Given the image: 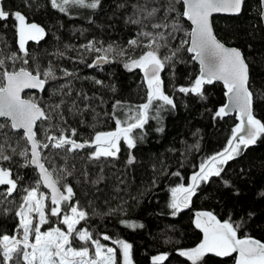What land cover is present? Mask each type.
<instances>
[{
  "label": "trees",
  "instance_id": "obj_1",
  "mask_svg": "<svg viewBox=\"0 0 264 264\" xmlns=\"http://www.w3.org/2000/svg\"><path fill=\"white\" fill-rule=\"evenodd\" d=\"M85 1L92 2V0ZM133 5H147L149 9L158 6L157 0H100L97 8L78 17L53 8L51 0L1 1V6L6 11L10 13L19 11L25 15L29 23L39 24L45 29V37L39 43L29 41L27 47L30 53L36 55L42 68L47 67L51 62L59 77L46 85V91L27 93L24 98L35 97L41 101L42 107L59 103L64 99L66 103L62 111L67 124L62 126L76 128L79 140L91 138L95 131L115 129V121L105 113L112 112V106L117 100L126 106H135L144 102L147 86L139 69L132 71L125 69L120 57H116L103 67L91 69L87 64H91L96 56L102 53H90L83 47L89 42H95L98 48H107L110 44L114 48H127L128 41L136 38L140 30V25L128 22V18L133 16L135 11ZM260 13L259 0H245L240 15L215 17L212 19V25L218 40L242 52L249 68L253 113L257 119L264 122V30ZM160 18L158 14L156 20L144 21V23L150 25ZM15 23L12 17L0 21V49L3 50L4 55L18 52ZM168 23H171V18ZM180 23L190 31L186 19H181ZM147 30L152 29L149 27ZM177 36L184 38L182 33H178ZM136 51L138 52L139 49ZM166 51L162 50V54ZM57 53L64 55L58 56ZM81 59L85 62H80ZM16 66L19 67L20 64L17 63ZM61 69H67L74 75L63 77ZM198 74L199 68L191 59V55L187 52L180 53L174 65L166 66L161 72L164 91L173 99L175 107L167 106V110L161 112L160 121L149 119L142 131L137 130V136L142 135L143 138L137 139L135 148L128 149L126 143L121 141L117 158H101L99 161L89 162L81 158L86 157L91 151L85 149L75 153V159L69 160V166L75 165V172L73 176L68 177L67 183L80 192L85 191V188L92 190L94 186L104 184L129 191L135 184L145 180L141 188L143 191L140 196L141 212L137 214L128 211L114 214L107 221L112 229L132 237L131 242L123 237L105 241L94 226L86 222H81L79 225L92 231L94 238L100 239L102 244L116 249L117 264H122V256L119 246L113 244L112 240H124L132 245V264H152V257L162 253L168 254L163 264H191L185 257L179 255L178 250L195 247L202 240L203 233L194 224L195 213L200 211L213 212L221 221L231 218L235 223H242L239 235H250L264 242V195H262L264 194V136L247 148L242 146L240 154L223 165L219 177L213 176L207 182H201L187 208L173 215V210L169 207L172 199L171 189L180 184L187 186L191 175L198 170L202 160L223 152L228 146L232 129L239 123L235 113L214 119L215 112L226 104V90L221 84H205L203 97L176 90L179 86L190 87ZM95 80L102 83L97 84ZM65 84L68 87L64 88V93L70 90V96L52 94L54 89ZM73 102L81 110L82 115L79 113L73 115L68 111ZM86 105L87 110H85ZM124 111L125 109H121L117 113L121 119L124 118ZM95 113H99V116L94 120ZM150 115H155V111L153 110ZM0 123L7 122L3 119ZM92 125L95 127L93 128ZM46 126L47 122H44L38 129V138L41 140L44 139L43 130ZM159 128H163V131H158ZM3 131L8 132L11 137L9 143L15 147L19 136L8 128ZM52 133L59 135L56 129H52L49 134ZM3 143L4 137L0 135V144ZM20 144L24 146V141L21 140ZM4 147L6 154H11L8 144H4ZM50 151L59 150L45 149L43 155L47 156ZM130 154L135 157L132 164H128ZM22 163L23 159L19 156H13L10 162H0L2 166L12 170L13 178L22 177L18 180L19 189L34 186L38 179L36 170L32 167L22 168L19 166ZM56 163L59 165L62 161L57 158ZM85 170L89 174V182H85L81 175ZM177 172L179 176L173 175ZM101 175L103 179L98 184L91 182ZM155 179L159 184L150 188L151 181ZM225 181L228 182L227 185ZM5 188L6 186H0V192ZM40 190L47 193L42 186ZM147 190L149 191L144 193ZM74 192V200H77L78 194ZM23 194L18 190L7 200L0 196L2 201L0 202V235L15 234L18 225L15 210ZM48 203L50 204V201ZM3 209H11V211L4 214ZM121 221L142 224L143 227L130 228ZM57 224V218L52 217L50 223L44 225L41 230H47ZM177 227L183 229L182 231L180 229V234L173 235L168 232V229ZM154 244H157L158 248L152 250L150 247ZM75 246H79L78 241L75 242ZM142 250L144 254H141ZM203 264H234V260L232 257L208 254Z\"/></svg>",
  "mask_w": 264,
  "mask_h": 264
},
{
  "label": "snow or ice",
  "instance_id": "obj_2",
  "mask_svg": "<svg viewBox=\"0 0 264 264\" xmlns=\"http://www.w3.org/2000/svg\"><path fill=\"white\" fill-rule=\"evenodd\" d=\"M244 3L245 0H157L158 6L150 9L147 5H133L135 11L128 22L140 25V30L136 38L128 41L127 48H114L111 44L107 48H98L95 42L84 45L90 53H102L91 64H87L88 67H97L120 57L125 69H139L143 73L147 92L144 102L139 105L126 106L117 100L112 106V112L105 113L115 121V129L95 131L91 138L83 140L77 139L76 128L62 126L67 124L62 111L66 103L64 99L42 107L41 101L35 97L22 96L25 90L46 91V85L59 77L51 62L42 68L36 55L30 53L27 47L29 41L39 43L46 35L45 29L39 24L29 23L21 12L10 13L0 6V21L14 18L18 36V52L4 55L0 49V118L7 122L0 123V135L4 137V143L0 144V162H10L13 156H19L23 159L20 167H32L38 172L34 186L19 189L18 180L22 177L13 178L12 170L0 164V186H6L0 196L7 200L18 190L24 193L15 210V217L18 218L15 234L0 235V264H117L116 249L94 238L87 227H78L82 221L89 219V213L80 207L79 201L74 200L73 186L67 183L68 177L75 172V165L69 166V160L75 159L74 154L85 149L91 151L81 158L89 162L101 158H117L121 141L126 143L128 149L135 148L137 139L143 138L142 135L137 136V130L142 131L149 119L160 121L161 112L167 110V106L175 107L173 99L164 91L161 72L166 66L174 65L182 52L192 54L191 59L199 62L200 71L190 87L179 86L176 90L203 97L205 84L222 81L228 104L215 112L214 119L223 118L230 111H235L239 123L232 129L228 146L223 152L202 160L187 186L180 184L171 189L169 207L173 210L172 214L176 215L189 206L201 182H207L213 176L219 177L223 165L239 155L242 146L247 148L264 136V122L253 113L248 64L238 48L227 47L217 39L211 23V18L217 13L239 15ZM73 4L95 9L100 0H92L88 4H85V0H51L52 7L61 12H66V6ZM158 14L161 18L157 22L150 25L144 23L156 20ZM261 15L264 17V11ZM169 18L171 23H168ZM181 19L190 21V31L183 27ZM149 27L151 31L147 30ZM178 33H182L184 38H178ZM162 50L167 51L162 54ZM80 62L85 61L81 59ZM61 72L63 77L74 75L67 69H61ZM94 82L102 83L99 80ZM67 87V84L62 85L54 89L52 94L70 96V90L64 93ZM121 109H125L123 119L117 115ZM153 110L155 115H150ZM68 111L73 115H82L75 102ZM98 116L99 113H95L93 119ZM53 120L57 122L53 123ZM44 122H47V126L43 130L44 139L41 140L38 138V129ZM5 128L19 136L15 147L9 143L11 137L3 131ZM52 129H56L59 135L49 134ZM157 130L163 131V128ZM21 140L24 146H21ZM4 144H8L11 154H6ZM45 149L59 151H50L45 156ZM57 158L62 161L59 165L56 163ZM134 160L135 157L130 154L128 164L134 163ZM81 175L85 182H89L87 170ZM173 175L179 176V173ZM102 179L101 175L91 182L98 184ZM41 186L48 189L49 193L42 192ZM10 211L3 209L4 214ZM114 211L110 209L105 215H111ZM52 217L57 218L58 224L42 231V227L48 225ZM121 223L130 228L143 227L134 222ZM194 224L203 233L202 240L195 247L178 250L179 255L186 257L191 264H203L208 254L232 257L234 264H264V242L250 235H239L242 223H235L231 218L221 221L213 212L200 211L195 213ZM102 239L108 241L111 237L103 234ZM77 241L79 246H75ZM112 243L119 246L122 264H132V245L124 240H112ZM167 256L166 253L153 256L152 264H163Z\"/></svg>",
  "mask_w": 264,
  "mask_h": 264
},
{
  "label": "rangeland",
  "instance_id": "obj_3",
  "mask_svg": "<svg viewBox=\"0 0 264 264\" xmlns=\"http://www.w3.org/2000/svg\"><path fill=\"white\" fill-rule=\"evenodd\" d=\"M1 1L2 0H0V6H1ZM58 2H60V0H58ZM88 3L90 2L85 1V4ZM66 8L67 11L63 13L68 14L70 16H78V17L82 16L83 14L86 15L87 14L86 12L92 9L87 6L82 7L75 4L66 6ZM144 181L145 180H142L140 183L135 184L129 191H123L118 187L109 184H104L102 186L96 185L92 188V190L85 188V191L83 192H80L76 188H74L73 190L76 191L78 194L77 201H79L80 207L84 208L89 213V219L87 221H82V222H86L94 226L101 235L106 234L111 238L123 237L125 240L131 242L132 237L128 236L124 232L112 229L111 227L108 226L107 221L114 214L127 213L128 211L137 214L141 212L142 208L140 207V198H141L140 196L142 195L143 192L141 191V188L142 185L144 184ZM158 184H159L158 180L156 179L152 180L150 183V188L157 187ZM148 191L149 190L145 191L144 193ZM110 209L115 211L111 215H105V213H107ZM94 212L97 214H93ZM180 229L181 231L183 230L181 227L170 228L168 229V232H171V234L174 235V234H178L180 232ZM164 239H168V238H164ZM150 248L152 250L156 249L158 248V245L154 244V246ZM141 254H144V250H142Z\"/></svg>",
  "mask_w": 264,
  "mask_h": 264
},
{
  "label": "water",
  "instance_id": "obj_4",
  "mask_svg": "<svg viewBox=\"0 0 264 264\" xmlns=\"http://www.w3.org/2000/svg\"><path fill=\"white\" fill-rule=\"evenodd\" d=\"M259 3H260V9H261V13H262V11H264V3H262V0H259ZM261 13H260V20H261V24H262V28H263V30H264V17H262V15H261ZM241 14V13H240ZM239 14V15H240ZM218 16H228V17H235V16H238V15H232V14H228V13H217V14H214L213 15V17L211 18V23H212V19L213 18H215V17H218ZM188 22V24L190 25V28H191V24H190V21H187ZM212 27H213V25H212ZM213 31H214V29H213ZM227 47H229V46H227ZM190 54V53H189ZM190 55H192V54H190ZM94 61V60H93ZM194 61V60H193ZM196 64H197V66H198V68H199V71H200V65H199V62L198 61H194ZM109 63H111V62H109ZM109 63H104V64H102V65H99V66H97V67H90L91 69H96V68H99V67H103V66H105V65H107V64H109ZM213 83H218V84H221L222 86H224L223 85V82L222 81H214ZM226 90V89H225ZM27 93H41L39 90H35V89H31V90H25V92L24 93H22V96L24 97V95L25 94H27ZM226 104H228V97L226 96ZM233 113H235L236 115H238L235 111H230L229 112V114H233ZM4 118H0V120H3ZM5 120V119H4ZM39 123V122H38ZM36 173L38 174V172L36 171ZM43 187V186H42ZM44 188V187H43ZM46 191H47V193H49V190L48 189H46V188H44Z\"/></svg>",
  "mask_w": 264,
  "mask_h": 264
}]
</instances>
